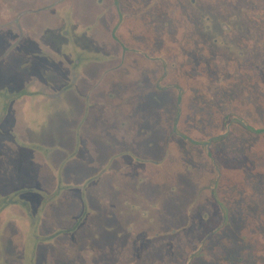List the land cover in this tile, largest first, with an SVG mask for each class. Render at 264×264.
Segmentation results:
<instances>
[{
  "label": "rangeland",
  "instance_id": "1",
  "mask_svg": "<svg viewBox=\"0 0 264 264\" xmlns=\"http://www.w3.org/2000/svg\"><path fill=\"white\" fill-rule=\"evenodd\" d=\"M54 178L70 199L39 229L63 230L50 261L167 264L164 247L149 254L160 233L168 264L195 249L189 264H225L242 242L238 264H264V0H0V197L25 182L17 197L38 198ZM151 204L187 223H156ZM3 228L0 264L20 236Z\"/></svg>",
  "mask_w": 264,
  "mask_h": 264
},
{
  "label": "trees",
  "instance_id": "2",
  "mask_svg": "<svg viewBox=\"0 0 264 264\" xmlns=\"http://www.w3.org/2000/svg\"><path fill=\"white\" fill-rule=\"evenodd\" d=\"M71 147L72 146H70L69 148ZM116 156H112V157H115V158L123 157V156H117V157ZM129 160H130L129 162L130 164L134 163L132 159H129ZM135 160L138 161L139 163H134V164L141 165V163L143 162V160L141 161V159L140 160L135 159ZM64 164H61L62 168ZM132 164L130 166H132ZM104 165L105 164H99L98 169H100L101 173H104V176L107 179L108 174L107 172H105L106 170H104L103 168ZM115 168H116V165L113 168L110 167L109 176H110V182L113 183V185L117 186V181H121V180L118 179V176H117L118 173L115 170ZM61 170L62 169H60V171ZM65 181L60 178L59 179L54 178V180L52 181V187L48 191H46V195L40 194L38 198L31 197L30 199L21 201V198L17 197L19 196V194H21L20 192H23L25 189H27V188H24V186H29V184L25 182L19 184L18 187H22V188L15 190L16 191L15 193L0 197V198H4L2 200L3 202L0 201V206L2 205L0 207V221L5 219V216L7 214H9L8 219L13 221V223H0L1 228H3L5 225H7V227L12 225L13 227L12 231L16 230L17 231L16 234L18 236L20 235L18 237L19 241H15V244H13V242H11L12 244L10 243L11 246L9 247V252H8L9 256H8V259L5 260L6 264H10V262H12V264H36V261L38 262V259H41L44 264H60L58 262L55 263V260L50 261L49 256L58 254V253L54 254V250L56 251L57 249H53L55 248L53 242L59 239L60 240L64 239V236L62 235L63 230L60 231L59 230L60 228H57L54 231V234L50 235L47 233L46 237H44L40 234L39 229L45 227V223H57V219L60 218V216L64 214V211H66V206L70 198L56 196L57 190L61 188L60 184L64 183ZM67 181L73 182V185H74L73 187L76 189V191L80 187L83 186L82 184L78 182L75 184L76 179H74V177H70V180L67 179ZM30 189H33V188H30ZM32 196H35V195H32ZM46 197L47 198L53 197V198L49 200V199H46ZM11 207L13 208L10 209ZM45 210H48L49 212L52 211V217H51V220L49 221H48V216L45 214ZM89 213H91L90 210H86L84 212L83 214L84 223H87L86 217L89 215ZM74 214H75L74 212H69L70 217L71 215H74ZM71 218L77 219L76 223H72V227H71L72 230H76V229L78 230L79 228L78 225H80L78 221H81V214H79L78 216H73ZM17 220L21 221L20 225L17 224V223H20V222H16ZM71 228L69 227L68 229H71ZM24 234H27L29 240L32 238V239H37V240L42 239V241H37L35 243L30 241L27 243L26 240H22V237L24 236ZM168 234H169L168 238L172 239L174 234L173 235L172 233H168ZM226 238L228 239V234L226 235ZM261 240L263 241V239H260L259 242H261ZM173 245L174 246L176 245L174 241L168 244V247H173ZM241 245H242L241 250L239 248H236L234 250H228L230 249L229 246L227 247V249L225 247V249L222 250V255L225 254L226 257H225V260L224 259H221V260L225 264L227 263L228 260L229 262L237 260V264H238L240 261V254H241L242 248H243V251H244V248H246L249 251L250 250L253 251L252 247L248 245L247 243L242 242ZM66 247L70 248L71 245L64 244L62 250H64V248ZM258 251L260 252V250ZM200 252H202V250H200L198 253H194L190 257V259H188L186 264H189L194 259H198L197 261H200L202 263L205 257L201 256ZM174 254L176 255L177 253H174ZM69 261H70L69 264H71L72 260L70 259ZM63 264H66V262H64Z\"/></svg>",
  "mask_w": 264,
  "mask_h": 264
},
{
  "label": "crops",
  "instance_id": "3",
  "mask_svg": "<svg viewBox=\"0 0 264 264\" xmlns=\"http://www.w3.org/2000/svg\"><path fill=\"white\" fill-rule=\"evenodd\" d=\"M169 144L170 143H164V145L162 146L164 149L165 148H168L169 147ZM147 146V145H146ZM141 147H143V145L141 146ZM141 159V158H140ZM139 159V160H140ZM164 162L163 161H161V159L159 160V161H155L154 160V162H150V163H148L147 161H145L144 159H143V162L141 163V165L139 164L138 166H145V168H144V170L143 171H148V172H156V171H159V170H162V168H161V165L163 164ZM139 168V167H138ZM150 168H153V170L152 171H149V169ZM147 172V173H148ZM146 173V174H147ZM139 176V175H138ZM137 178V177H136ZM135 178V179H136ZM213 178H214V175H213ZM131 181V180H130ZM177 182L178 181H174L173 183H169L168 181H163L161 184L162 185H172V184H177ZM147 185V188L149 187V185H151V184H149V183H147L146 184ZM174 186V185H173ZM131 189V191H128L129 193H131L132 195L134 194V192L136 191V189H137V196L138 197H140V195L141 196H143L144 194H146L145 193V188H130ZM136 193V192H135ZM210 194V196H211V198H213V195H212V193H209ZM189 197H191L190 198V200H189V198H188V202L190 203V205L188 206V207H186V208H184L186 211L188 210V208H192L193 207V205H194V201H195V197H196V194L195 195H193L192 193H189V195H188ZM148 208H152L153 209V212L154 213H156V215H157V219H156V223H158L159 221H160V223H168V222H170L172 219H173V221H174V223H187V219H186V217H185V215L183 214V212H174L173 211V213H174V215H172V216H166V213H165V211H163V216L161 217V215H162V213H158V211H157V208H158V206H155V204H151ZM138 210V209H137ZM150 211V210H149ZM186 211H184V213L186 212ZM152 212V213H153ZM153 213V214H154ZM142 215V214H141ZM216 215L218 216V223H222V222H224V220H225V217L223 216V214H222V212H221V210L220 211H217L216 212ZM150 218L149 217V215H148V213H146V215H145V220L147 221V219L148 218ZM195 218L193 219V222L194 223H196L195 221ZM198 222V221H197ZM148 223V222H147ZM153 223H155V221L153 222ZM148 238L149 239H152V238H154L153 240H152V242L149 244V254H158L159 253V248L162 246V247H164L165 249H167V251H166V253H167V255L168 256H165V260H167L168 262H171V260H175V258H171V257H173L175 254L174 253H177V252H172V248L173 247H168V244H170L169 242H167V244L166 243H163L162 242V236L160 235V233L158 234V233H150L149 235H148ZM227 239V238H226ZM225 241H227V240H225ZM226 243V242H225ZM225 243H223V244H225ZM221 248H222V246H221ZM195 251H196V249H195ZM194 251V252H195ZM170 252L173 254V255H171L170 254ZM194 252H193V254H194ZM196 253V252H195ZM193 254H191V256L193 255ZM155 259H157V258H155ZM188 259H190V257H188L187 258V260ZM168 262H167V264H168ZM166 264V263H165ZM176 264H181L180 262H177L176 261Z\"/></svg>",
  "mask_w": 264,
  "mask_h": 264
}]
</instances>
